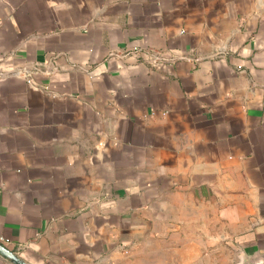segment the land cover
I'll return each instance as SVG.
<instances>
[{
  "label": "crops",
  "instance_id": "obj_1",
  "mask_svg": "<svg viewBox=\"0 0 264 264\" xmlns=\"http://www.w3.org/2000/svg\"><path fill=\"white\" fill-rule=\"evenodd\" d=\"M0 244L25 264L264 253V0H0Z\"/></svg>",
  "mask_w": 264,
  "mask_h": 264
},
{
  "label": "water",
  "instance_id": "obj_2",
  "mask_svg": "<svg viewBox=\"0 0 264 264\" xmlns=\"http://www.w3.org/2000/svg\"><path fill=\"white\" fill-rule=\"evenodd\" d=\"M0 252L19 264H25L11 250L0 244ZM242 264H264V253H253L246 256Z\"/></svg>",
  "mask_w": 264,
  "mask_h": 264
},
{
  "label": "built area",
  "instance_id": "obj_3",
  "mask_svg": "<svg viewBox=\"0 0 264 264\" xmlns=\"http://www.w3.org/2000/svg\"><path fill=\"white\" fill-rule=\"evenodd\" d=\"M38 69V67L36 65H28L23 69H19V70H14L15 73H20L22 74L24 77L27 78V81L31 84V85H37L34 77H33V72L36 71Z\"/></svg>",
  "mask_w": 264,
  "mask_h": 264
}]
</instances>
